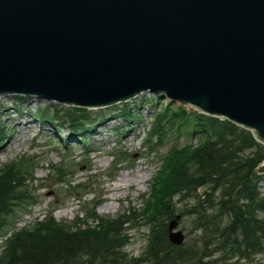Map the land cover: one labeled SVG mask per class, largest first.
<instances>
[{"label": "water", "instance_id": "1", "mask_svg": "<svg viewBox=\"0 0 264 264\" xmlns=\"http://www.w3.org/2000/svg\"><path fill=\"white\" fill-rule=\"evenodd\" d=\"M147 90L264 144V0H0V93L97 107Z\"/></svg>", "mask_w": 264, "mask_h": 264}, {"label": "trees", "instance_id": "2", "mask_svg": "<svg viewBox=\"0 0 264 264\" xmlns=\"http://www.w3.org/2000/svg\"><path fill=\"white\" fill-rule=\"evenodd\" d=\"M84 111L54 106L40 109L39 115L51 122L64 120L73 130L83 132L91 121ZM121 114L129 117L131 110L122 107ZM174 133H197L202 140L184 147L174 142L169 150L154 179L152 200L142 210L151 232L140 257L123 249L129 241L124 225L130 219L139 220L133 215H92L77 223L48 217L31 230L15 232L0 255V264H76L83 255L93 264H237L263 252L264 190L260 181L264 173H257L256 168L264 160V146L249 130L227 119L164 100L149 139L156 137L160 144ZM35 165L24 157L0 169V229L28 193L24 178L33 176ZM57 173L67 175L62 166ZM175 196L191 200L181 212L193 216L195 230L201 232L197 243L177 246L168 239L167 220L175 215V207L170 206Z\"/></svg>", "mask_w": 264, "mask_h": 264}, {"label": "rangeland", "instance_id": "3", "mask_svg": "<svg viewBox=\"0 0 264 264\" xmlns=\"http://www.w3.org/2000/svg\"><path fill=\"white\" fill-rule=\"evenodd\" d=\"M157 96L155 92L146 91L127 102L103 108H90L87 112L91 113L89 116L93 122L88 127H95L100 135L93 137L92 132L95 130L85 133V143H82L78 138L72 136L69 139L61 140L63 135H68L71 132L68 123L63 124L62 135L56 134L52 125L48 126L45 122H41V126L33 127L27 131L16 129L17 118L21 113L28 111L31 116L29 118L35 120L31 114H34L39 106L48 104L49 100L43 98L44 100L40 101L42 100L40 97L33 95L19 99L14 94H0V150L4 149L0 151V169L5 164L22 157L32 159L29 158L32 155H35V159L32 160L37 162L33 176L24 178L25 182L23 181L27 190L33 192L34 198L30 204L17 209L11 222L0 232V253L4 248V241L14 231L32 227L51 210L54 211L56 219L68 222H72L76 218H87L91 213L114 218L118 215L131 216L133 212V217L135 216L139 220L130 219L132 221L124 225L131 237L130 242L124 248L126 253L138 258L148 244L147 235L150 232V227L144 224L146 217L142 214V210L148 200H152V197L144 199L143 196L151 189L152 179L162 163V154L167 152L174 142L179 147H184L187 144H200L202 140L197 133L190 135L184 133L179 136L174 133L166 136L158 148H146L145 131L150 123L153 124L155 114L160 110L162 102L165 100V98L158 100ZM29 97H36L37 100L30 101ZM60 105L61 108L58 107V104L56 107L62 110L65 104ZM16 106L20 109L19 112L15 111ZM122 106L135 112L138 119L127 122L122 116H119L120 112L116 108ZM5 108H9L11 114L9 115L13 118L8 123L6 122L8 117L4 113ZM22 121L26 122V119H22ZM34 124H37L36 121ZM127 124L130 126L127 127ZM19 127L21 126L19 125ZM116 127H119L122 132L119 133L120 131ZM117 148L127 150L130 154L132 153V157L131 160H123L120 164L116 163L114 167L111 154ZM59 164H62L63 168L66 165L67 175L57 180L52 167ZM111 169L112 173L110 174ZM134 173L141 176V179L145 175L147 178L134 182L130 187L113 189L121 174ZM79 181H84L82 184L86 187L73 186ZM260 183L264 190V181H260ZM73 188L75 190H72ZM74 191H78V193L76 194ZM112 193H117L120 196L113 198ZM95 196H101L102 201L97 202L96 198H93ZM35 199L36 202H33ZM189 199H181L179 196L173 198L170 206L175 207V214H181V210L185 212L191 203ZM90 203L95 205L94 210L88 208ZM107 205H110V208L105 209ZM181 215L178 228L186 236L183 244L197 243L200 240L201 232L195 230L193 216L183 213ZM83 227L85 226L83 225ZM83 262L84 264H93L92 260L85 255L75 263L83 264ZM237 264H264V251L251 256L250 259H242Z\"/></svg>", "mask_w": 264, "mask_h": 264}, {"label": "bare ground", "instance_id": "4", "mask_svg": "<svg viewBox=\"0 0 264 264\" xmlns=\"http://www.w3.org/2000/svg\"><path fill=\"white\" fill-rule=\"evenodd\" d=\"M43 98H45V99H48L49 100V103L48 104H46L45 106H39V107H44V108H46V107H50L51 109L54 107V106H56L57 104H58V107H62L57 101H54L53 99H50V98H48V97H45V96H40V99H42V100H40V101H43L44 99ZM30 99V101H36L37 100V98L36 97H29L28 98V100ZM55 102H57V103H55ZM51 103V104H50ZM3 106H6V105H4V104H2ZM15 109V111L16 112H19L20 111V109L19 108H17V107H15L14 108ZM9 108H5V110H4V113H5V115L8 117L7 118V123L9 122V121H11L13 118L10 116L11 114L9 113ZM10 114V115H9ZM31 115H33L34 116V118H35V120H33V119H31V118H29V117H31L30 116V114H29V112L28 111H25V112H23V113H21L19 116H18V118H17V125H16V129H18V130H24V131H27V130H30V129H32L33 127H38V126H41V122H45V123H47L48 124V126H51L52 125V127H53V129H54V132L56 133V134H58V132L60 131V129H59V127L57 128L56 126H54L53 124H52V122L48 119V118H41L40 120H39V123L40 124H38L37 123V117L34 115V114H31ZM37 118V119H36ZM22 119H26V122H23L22 121ZM34 121H36V123L37 124H34ZM106 123H108V122H106ZM19 125L21 126V127H19ZM43 127V126H42ZM90 127V126H89ZM47 128H49V127H47ZM92 130H95L94 132H92L93 133V137H95V135H100L98 132V129H96L95 127H92V128H89V129H87L86 131H85V133H88V132H90V131H92ZM79 133H81V131H75V132H73L72 133V137L73 138H77V136H78V134ZM59 134H61L62 135V133H60L59 132ZM63 136H65V135H63ZM9 141H11V140H9ZM4 150V149H3ZM3 150H0V151H3ZM147 177H146V175L144 176V178L143 179H141V176H139L137 173H134V174H121L120 176H119V180L114 184V187H113V189L114 190H118V189H121V188H124V187H130V186H132L133 184H134V182H136V181H138V180H144V179H146ZM113 198H118L120 195H118L117 193H112V195H111ZM18 207H21L19 204H16ZM108 208H110V205H107L106 207H105V209H108Z\"/></svg>", "mask_w": 264, "mask_h": 264}]
</instances>
